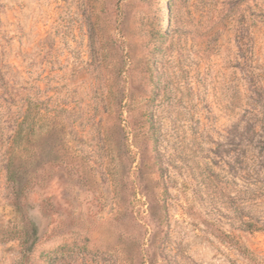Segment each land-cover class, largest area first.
Segmentation results:
<instances>
[{"label":"rangeland","instance_id":"obj_1","mask_svg":"<svg viewBox=\"0 0 264 264\" xmlns=\"http://www.w3.org/2000/svg\"><path fill=\"white\" fill-rule=\"evenodd\" d=\"M0 264H264V0H0Z\"/></svg>","mask_w":264,"mask_h":264},{"label":"trees","instance_id":"obj_2","mask_svg":"<svg viewBox=\"0 0 264 264\" xmlns=\"http://www.w3.org/2000/svg\"><path fill=\"white\" fill-rule=\"evenodd\" d=\"M211 30L217 31V28H213ZM212 32V31H210ZM29 118V111L28 107L24 110L23 114L21 115V120L18 124L17 130L15 131V135L12 139V145H14L15 148L19 147L20 144L22 143L24 139V135L26 131L28 130V126L26 127L25 124L27 123ZM21 142V143H20ZM12 158V157H11ZM11 163V160H10ZM239 229L241 231L245 232H251V231H259L263 229V226L258 222L254 220L250 221H245V220H240L239 222ZM36 232V228L33 223H31V233L34 235ZM239 249H241V246H239ZM30 252H31V247H27L23 250L22 252V257H21V262H27L28 259L30 258Z\"/></svg>","mask_w":264,"mask_h":264}]
</instances>
